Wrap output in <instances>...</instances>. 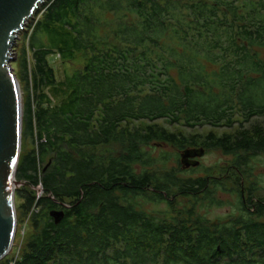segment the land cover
<instances>
[{"label":"trees","instance_id":"1","mask_svg":"<svg viewBox=\"0 0 264 264\" xmlns=\"http://www.w3.org/2000/svg\"><path fill=\"white\" fill-rule=\"evenodd\" d=\"M42 10L15 61L18 82L31 83L14 197L30 230L0 264H264V196L251 180L264 153V124L252 121L264 115V0H45ZM55 55L83 64L59 80ZM159 119L235 127L199 139ZM151 143L174 147L178 168ZM188 149L232 156L225 180L180 176ZM230 190L238 212L200 213ZM53 210L64 212L57 224Z\"/></svg>","mask_w":264,"mask_h":264},{"label":"water","instance_id":"2","mask_svg":"<svg viewBox=\"0 0 264 264\" xmlns=\"http://www.w3.org/2000/svg\"><path fill=\"white\" fill-rule=\"evenodd\" d=\"M45 0H0V260L11 250L16 232L15 179L21 148L23 104L12 67V51L26 22ZM204 149L181 153L183 167L197 166ZM55 224L63 210L50 212Z\"/></svg>","mask_w":264,"mask_h":264},{"label":"rangeland","instance_id":"3","mask_svg":"<svg viewBox=\"0 0 264 264\" xmlns=\"http://www.w3.org/2000/svg\"><path fill=\"white\" fill-rule=\"evenodd\" d=\"M243 0H238V2H241ZM38 9V8H37ZM43 13V10L38 14H34L25 24V29H28V31L25 33L23 30L19 33V38L15 42L14 45V51H12V57H14V60L12 61V67L14 68V73L17 68L15 65V61L18 56V51L20 48L24 45L27 46L28 44V36L31 33L32 26L29 27V25L34 24L35 21H37L40 17V15ZM31 22V23H29ZM27 27V28H26ZM41 36V34H40ZM42 41L45 42V36L42 35ZM50 64L53 66L55 74L57 78L60 80L63 78V76L66 73H71L73 70L81 68L83 64V58L80 55H76V57L71 62H63L58 56H50L49 57ZM30 67V66H29ZM26 81L22 80L19 82L20 90H21V96L22 99L25 97L24 93L29 90L31 93V83L30 78H28V88H26ZM253 122H261L264 124V115L260 117H256L255 119H252ZM143 124L146 123V121H140ZM140 122H134L135 125H138ZM154 123H157L160 126L166 127L170 131L174 132H181L182 134H193L201 136L199 139L202 138V136L206 135L209 132L215 133L217 136L221 135L223 132H230L234 129L233 128H225V127H211L208 125L203 126H196L194 128H188L181 124H169L163 119L156 120ZM35 148V146H33ZM146 149L153 154L155 158H158L159 155L163 154L166 156L167 160L164 162L166 168H178V162L177 158V151L174 147H172L169 144L161 145V146H155L154 144H150L149 147H146ZM232 159V156L224 154L218 149H211L206 150L204 154L199 157L197 160L199 161V164L195 167H184L187 169V172H184L183 174L180 173V176L187 177L189 175L198 176V175H205L208 174L209 176L218 177L221 180H225L226 175L224 174L223 168L225 169L227 166H229V163ZM160 163V162H158ZM251 180H253L256 185L258 186L259 193L261 194V197L264 196V153L256 155L252 161H251ZM194 168V171H190V168ZM229 181H226V185L230 187V179ZM245 186H247V182L243 183ZM24 187L23 182H18L15 185V190H20V188ZM38 187V186H37ZM37 187L35 188L36 193L38 195ZM243 189V188H242ZM41 195V194H40ZM217 197L221 200V203L218 205H209L208 201H202V205H199V211L201 214L205 215L209 219H220L224 218L226 215L231 214L233 212H238L237 210V195L233 193V190L227 191V192H221L218 191ZM181 201V198H177L176 200ZM15 203V213H16V232L14 237V242L12 245V248L10 252L6 255L7 257H17L20 251L25 246V243L28 239V231L30 230V224H29V215L23 216L19 210H17L18 205L21 203L20 199L14 198ZM179 203V202H178ZM179 207V206H177ZM145 208L148 210L151 209H165L164 203H159L156 205H152L150 203L145 205Z\"/></svg>","mask_w":264,"mask_h":264},{"label":"built area","instance_id":"4","mask_svg":"<svg viewBox=\"0 0 264 264\" xmlns=\"http://www.w3.org/2000/svg\"><path fill=\"white\" fill-rule=\"evenodd\" d=\"M37 190H38V191H37V192H38V195H40L41 192H42V191H41V187H40V185H38Z\"/></svg>","mask_w":264,"mask_h":264},{"label":"flooded vegetation","instance_id":"5","mask_svg":"<svg viewBox=\"0 0 264 264\" xmlns=\"http://www.w3.org/2000/svg\"><path fill=\"white\" fill-rule=\"evenodd\" d=\"M205 151H206V150L204 149V152H205ZM197 159H198V158H193V159L190 158V159H188V161H189V160H197Z\"/></svg>","mask_w":264,"mask_h":264}]
</instances>
